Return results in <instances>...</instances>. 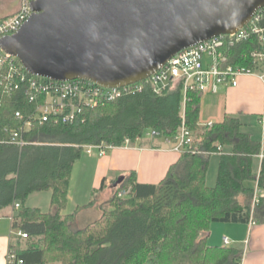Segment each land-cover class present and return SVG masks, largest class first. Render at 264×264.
Masks as SVG:
<instances>
[{
  "label": "trees",
  "instance_id": "trees-1",
  "mask_svg": "<svg viewBox=\"0 0 264 264\" xmlns=\"http://www.w3.org/2000/svg\"><path fill=\"white\" fill-rule=\"evenodd\" d=\"M255 46L254 36L237 43L229 60L248 65ZM24 83L8 95L0 88V211L18 203L12 228L27 234L12 239L15 258L7 264H241L242 247L207 243L213 223H264V155L258 168L261 144L239 118L200 124L202 92L189 91L183 109L178 85L161 94L146 85L82 107L71 123H35L18 146L8 131H18L38 105L29 101ZM183 116L196 135L193 146L219 155L214 185L206 184L211 155L186 151L156 184L139 183L129 172L118 187L126 194L115 192L102 202L97 217L76 218L93 200L64 213L73 164L84 146L120 147L126 138L133 145L137 138L151 139L145 136L150 129L173 135ZM44 190L51 191L48 211L25 206L30 194Z\"/></svg>",
  "mask_w": 264,
  "mask_h": 264
},
{
  "label": "water",
  "instance_id": "water-1",
  "mask_svg": "<svg viewBox=\"0 0 264 264\" xmlns=\"http://www.w3.org/2000/svg\"><path fill=\"white\" fill-rule=\"evenodd\" d=\"M264 0H32L0 47L31 74L116 87L180 49L244 26Z\"/></svg>",
  "mask_w": 264,
  "mask_h": 264
},
{
  "label": "built area",
  "instance_id": "built-area-1",
  "mask_svg": "<svg viewBox=\"0 0 264 264\" xmlns=\"http://www.w3.org/2000/svg\"><path fill=\"white\" fill-rule=\"evenodd\" d=\"M32 0H21L19 9L11 15L0 16V38L15 33L31 14ZM254 36L257 46L250 51L248 65L234 64L229 60L230 49L249 37ZM240 75H257L264 77V6L258 8L251 19L241 28L230 34H220L205 41L180 49L162 64L151 75L139 81L116 87L101 86L93 81L81 78L70 80H55L48 77L29 73L20 61L13 55L6 53L0 47V88L6 95L25 84V93L29 101L37 103L35 111L22 123L19 130L8 131L12 143L22 146L26 141L22 133H26L35 123H42L49 119L71 123L82 107H93L101 102H108L118 97L140 91L149 86L156 94L163 93L167 88L178 85L182 93V107L189 91L215 93L221 86H235ZM16 117L21 116L19 112ZM183 115V111H182ZM183 121L177 133L163 135L155 129L145 133L151 139L160 137L163 143L172 151L183 153L190 151L197 154H213L215 152L202 151L193 146L196 140L194 132L189 130ZM208 125L211 122L207 123ZM138 140V138H137ZM124 146H132L128 138ZM112 145L104 143L86 145L87 154L96 150L99 156ZM220 147H217L219 152ZM262 157L263 155L260 154ZM118 197L126 194L125 189L115 191ZM15 203L14 207L18 208ZM12 234L25 238L27 234L20 229H13ZM223 245H230L231 239L223 235ZM15 256L11 249L7 253V261L13 262Z\"/></svg>",
  "mask_w": 264,
  "mask_h": 264
},
{
  "label": "crops",
  "instance_id": "crops-1",
  "mask_svg": "<svg viewBox=\"0 0 264 264\" xmlns=\"http://www.w3.org/2000/svg\"><path fill=\"white\" fill-rule=\"evenodd\" d=\"M20 1L12 11L0 12V16L14 14L19 9ZM225 116L239 118L243 130L260 142V154L264 155V77L240 75L235 86H221L215 93L202 94L200 124L220 122ZM260 154L256 157L258 168L262 158ZM179 156L180 153L170 150L162 139L137 140L129 147H112L106 149L102 156L97 153L80 156L73 164L67 191V202L73 198L72 204L75 207L72 211L64 213H73L77 206L93 200V205L78 212L76 218L97 217L100 214V204L115 193L119 183L129 172H134L139 183L156 184ZM77 161V171L73 173ZM252 184L256 187L257 183L254 181ZM98 189L101 190L99 193H104L106 197L95 199V193L92 194V191ZM16 209L14 205H10L0 211V264L8 263L7 253L15 237L12 234L11 217ZM215 227L221 230V244L211 245H222V236L226 235L231 239L232 245L242 247L241 264H264V223L253 220L246 224L223 223Z\"/></svg>",
  "mask_w": 264,
  "mask_h": 264
},
{
  "label": "rangeland",
  "instance_id": "rangeland-1",
  "mask_svg": "<svg viewBox=\"0 0 264 264\" xmlns=\"http://www.w3.org/2000/svg\"><path fill=\"white\" fill-rule=\"evenodd\" d=\"M19 1L20 0H0V12L4 13V12L12 11V9L15 8L17 4H19ZM96 153H97L96 150H93V152L90 153V155L91 154L96 155ZM86 154L87 153L84 151L81 156L84 157L86 156ZM218 158H219L218 154H213L209 158L208 168L206 172V184L209 186L215 184ZM78 164L79 163L77 161L74 165L73 173L74 171H77ZM99 191L101 192L100 189L94 192L95 199H103L104 197H106L104 193H99ZM72 201H74L73 198L72 200L70 199L66 203L65 210H64L65 212H69V211H72V209H74L75 205L72 204L73 203ZM49 203H50V190H44V191H39L37 193L30 194L26 198L25 206L38 207L42 211H47L49 209ZM86 219H90V218H86ZM218 224H223V223H213L210 226L209 236L207 239L208 244H221V242L219 241L221 230H217L215 227V226H218ZM53 264H58V263H53Z\"/></svg>",
  "mask_w": 264,
  "mask_h": 264
}]
</instances>
